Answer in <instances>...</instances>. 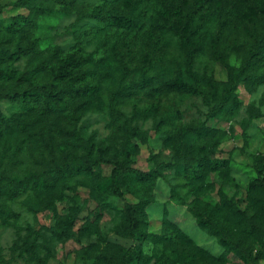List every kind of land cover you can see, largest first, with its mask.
<instances>
[{"label":"rangeland","instance_id":"obj_1","mask_svg":"<svg viewBox=\"0 0 264 264\" xmlns=\"http://www.w3.org/2000/svg\"><path fill=\"white\" fill-rule=\"evenodd\" d=\"M16 1L0 0V41L9 46L18 35L11 18L32 14L29 6L14 5ZM105 1L77 0L69 13L54 4L49 15L36 17L38 25L30 37L37 38L40 48L61 46L62 56L90 53L103 58L93 80L101 89L89 97L86 107L78 109L76 127L85 139L113 146L122 143L120 126L135 129L132 141L137 150L131 166L157 172L148 186L151 201L144 208V228L156 238L140 244V264H254L264 257V52L249 58L248 51L264 33V0H214L208 11V0H199L204 7L197 15L208 20L202 32L206 50L196 59L192 72L204 93L142 91L128 98L112 94L127 82L149 80L161 71L185 77L186 56L177 43V33L163 37L164 46L156 45L153 37L137 39L135 52L128 40L115 42L117 35L111 32L118 28L113 23L119 20L90 19L80 8L90 3L101 6ZM195 5L189 3L191 8ZM126 10L127 0L109 8L123 18L134 16L139 8L130 14ZM102 39L115 42L116 47L99 48ZM215 39L222 51L217 54L235 70L249 62L230 94L233 76L206 52ZM79 45L88 52H75ZM36 62V58L20 55L10 62L14 70L10 78L0 83L11 85L15 75L32 69ZM252 75L261 78L252 80ZM34 80L30 77L19 87ZM214 107L221 111L214 113ZM0 108L8 118L20 110L16 102L7 99L0 101ZM21 138L23 135L15 132L0 135V172L18 181L34 180L37 187L12 199H0V208H4L0 209V264H36L22 249L25 240L34 243L36 253L47 264H117L133 244L127 235V206L138 198L124 185L120 196L109 192L104 183L110 165L101 167L97 180L76 176L45 187L43 181L61 156L63 145L54 147L51 154L39 148L38 141L29 145L26 141L17 148ZM203 156L224 160L225 166L205 168L199 178L176 170L188 159ZM67 157L74 155L68 151ZM75 214L73 237L60 236L62 224ZM200 217L223 226L240 252L202 227Z\"/></svg>","mask_w":264,"mask_h":264},{"label":"trees","instance_id":"obj_2","mask_svg":"<svg viewBox=\"0 0 264 264\" xmlns=\"http://www.w3.org/2000/svg\"><path fill=\"white\" fill-rule=\"evenodd\" d=\"M192 1L196 4L194 8L189 6ZM212 1L214 0L206 2V11ZM256 1L259 0H248L253 3ZM198 2L199 0H127V14H130L133 8L137 7L139 10L132 17L123 18L121 16L122 19L117 14L109 12L110 7L120 5V0H106L103 5L95 7L92 3L81 5L84 17L100 18L102 21L119 20V24L113 23L118 28L112 30L111 33L117 35L115 42L121 38L128 40L131 50L134 48L133 52H135L137 39L146 40V38L153 37L156 45L163 44L164 46L162 38L174 37L176 33L178 35L177 43L182 46L185 52V77L179 73L177 77L168 76L167 72L161 71L149 80L142 78V80L127 82L125 85L119 86L112 94L114 97L128 98L142 91L153 94L159 90L204 93L192 72L196 59L201 52L206 50L202 44V32L207 27L208 20L198 17L197 11L204 7V2ZM54 4L60 5V9L64 13H69L78 5V2L77 0H17L14 4L29 6L32 14L28 16L18 14L11 18V26L18 31L13 46L0 41V81L10 78L14 72L10 62L19 58L20 55H29L31 58H36L37 62L32 69H26L15 75V81L11 85L0 83V101L7 99L20 106V110L9 118L5 117L0 108V135L15 132L23 135V138L19 139L17 143V148L23 142L27 141V145H29L32 141H38L39 148L46 149L51 154L54 152V147L63 145L61 156L55 165L49 168L47 172L49 177L43 181V185L45 184V187L48 188L76 176L97 180L100 177L101 167L110 165L109 178L104 183L109 192L120 196L122 194L121 186L124 185L130 193L138 198L136 203L127 206V235L133 244L125 250L117 264H140L142 257L139 252L140 244L156 238L144 228V208L151 201L148 186L156 179L157 172L155 170L141 171L131 166V158L137 150V144L132 141L136 137L135 129L128 130L125 126H120L122 128V143L116 146L105 144L103 140H93L91 137L85 139L81 131L77 129L78 109L86 107L89 97L97 94L101 89V84H93V80L95 70L103 58H94L90 53L66 57L61 55L63 52L61 46L39 47L37 38L30 37V31L38 25L36 17L49 15ZM219 27H221L220 30L223 29V25ZM115 42L108 43L102 39L99 41V48L109 46L112 48L116 45ZM213 44V47L206 52H210L211 58L216 57V60L220 61L227 72L233 76L230 80L231 86L228 92L230 94L235 87L237 77L243 74L249 62L246 60L243 67L235 70L234 66L223 61L217 54L222 52L219 48V41L215 39ZM125 51V49L122 50V52ZM75 52L88 51L83 50V47L79 45ZM236 52L239 50L236 49ZM248 52H250L249 58H253L255 52H264V33L257 45L253 49H249ZM30 77L35 79L32 84L19 87L20 82L26 81ZM249 78L258 80L261 76L252 75ZM219 107L212 108V111L220 112ZM59 116L62 119H59ZM54 139L58 140L55 144L53 143ZM68 151L74 157L68 158ZM39 155L41 159L44 158L43 150L39 151ZM223 166H225L224 160L203 156L188 159L185 164L177 166L176 170L186 177L199 178L203 169L216 170ZM35 186L37 187V182L34 180L18 181L6 176L4 172H0V199H12L25 192L27 188ZM0 209L4 211L3 206ZM76 218L75 214L65 220L59 231L60 236L73 237L71 227ZM199 224L205 227L208 232L220 235L233 245L236 252H240L241 248L227 236L223 226L203 217L199 218ZM22 249L31 259L35 260L36 264H47L46 259L36 253L34 243L25 240ZM262 259L264 257L259 258L254 264Z\"/></svg>","mask_w":264,"mask_h":264},{"label":"built area","instance_id":"obj_3","mask_svg":"<svg viewBox=\"0 0 264 264\" xmlns=\"http://www.w3.org/2000/svg\"><path fill=\"white\" fill-rule=\"evenodd\" d=\"M256 264H264V259L260 260L258 263Z\"/></svg>","mask_w":264,"mask_h":264}]
</instances>
